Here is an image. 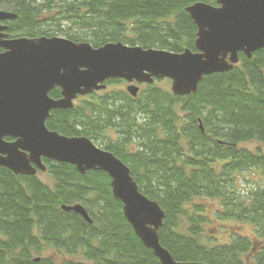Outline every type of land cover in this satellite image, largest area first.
Listing matches in <instances>:
<instances>
[{"label":"trees","instance_id":"16d2710c","mask_svg":"<svg viewBox=\"0 0 264 264\" xmlns=\"http://www.w3.org/2000/svg\"><path fill=\"white\" fill-rule=\"evenodd\" d=\"M199 1L218 5L0 0V9L17 15L6 21L10 37L54 36L42 27L65 22L67 38L93 47L121 41L180 53L197 50V25L186 8ZM239 55L232 70L205 75L189 95L156 83L136 97L93 92L73 108L52 110L46 121L50 130L99 141L130 167L140 191L164 210L160 242L178 261L264 264V48L251 58ZM49 95L60 98L61 89ZM250 142L256 146H244ZM43 161L54 187L0 166V264H56L41 255L48 249L82 258L65 264H161L126 218L106 172L83 174L69 163ZM246 174L257 176L254 184ZM74 204H82L92 222L62 208ZM224 221L251 225L253 236L222 228Z\"/></svg>","mask_w":264,"mask_h":264},{"label":"water","instance_id":"95a60500","mask_svg":"<svg viewBox=\"0 0 264 264\" xmlns=\"http://www.w3.org/2000/svg\"><path fill=\"white\" fill-rule=\"evenodd\" d=\"M217 4L199 1L186 8L197 25V50L180 53L121 41L93 47L61 36L9 38L4 22L17 15L0 9V166L15 174L37 175L47 170L43 158H48L72 164L83 174L104 171L135 233L161 264H207L175 260L161 244L165 212L140 191L122 159L87 136L50 130L46 121L52 110L73 108L79 96L105 89L108 79L129 82L127 90L134 97L138 83L165 78L172 81L174 94L189 95L205 75L232 70L241 52L251 58L264 48V0H217ZM56 87L61 97L54 99L49 92ZM62 208L92 222L82 204Z\"/></svg>","mask_w":264,"mask_h":264},{"label":"rangeland","instance_id":"374dc122","mask_svg":"<svg viewBox=\"0 0 264 264\" xmlns=\"http://www.w3.org/2000/svg\"><path fill=\"white\" fill-rule=\"evenodd\" d=\"M54 14V13H53ZM50 16V15H49ZM69 25L65 22H62L61 25H47V26H43L42 29L48 31L49 33L53 34L54 36H61V37H66V31L68 32L69 30ZM72 31H75V28L72 29ZM16 36H22L21 34H16ZM157 85L163 87L164 89H168L171 90V86H172V81L170 79H160L157 80L155 82ZM145 87V85L142 86V89ZM115 90H122V91H126V83L124 82H117V83H109L108 86L105 88V90H100L98 93H105V92H109V91H115ZM81 100V98H78L75 103H79ZM110 132H108L110 135H114L111 133H115L114 130H109ZM102 140V139H101ZM103 141V140H102ZM99 142V141H97ZM96 143L99 146V143ZM102 143V142H101ZM105 145V142H104ZM244 146L248 147V148H254L256 145L254 142H250V143H246ZM38 178L44 182L45 184H47L50 187H54L55 184V179L53 177V175L51 174L50 171L46 170V171H40L37 174ZM250 182L248 184H254L257 176H255L254 174H246L245 175ZM210 207H214V205H210ZM222 228H227L229 230H236L240 231L242 234L248 236V237H252L253 236V227L249 224H242L239 227H236V224L233 221H224L221 225ZM216 229H213L211 232H214ZM42 256H52L55 259L56 264H65V262L67 260H71V259H82L81 257H77V258H71L70 256H65V253L56 250V249H48L46 251H44L42 254Z\"/></svg>","mask_w":264,"mask_h":264},{"label":"flooded vegetation","instance_id":"af4514ba","mask_svg":"<svg viewBox=\"0 0 264 264\" xmlns=\"http://www.w3.org/2000/svg\"><path fill=\"white\" fill-rule=\"evenodd\" d=\"M5 24H6V21L4 22ZM14 37H16V36H14ZM9 38H13V37H10V34H9ZM0 50H2V49H0ZM122 82H124V83H126V90H127V87H128V85H129V82H127V81H125V80H123V79H120ZM106 82V86H108V84L110 83L109 82V80H107V81H105ZM137 85H139V88H140V91L142 90V86L143 85H146V84H137ZM7 140H12V138H7Z\"/></svg>","mask_w":264,"mask_h":264}]
</instances>
